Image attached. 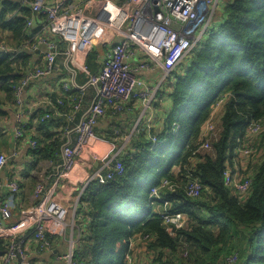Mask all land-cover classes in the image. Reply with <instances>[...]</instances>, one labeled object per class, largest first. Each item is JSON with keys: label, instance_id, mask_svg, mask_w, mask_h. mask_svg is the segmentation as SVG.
Returning <instances> with one entry per match:
<instances>
[{"label": "trees", "instance_id": "obj_1", "mask_svg": "<svg viewBox=\"0 0 264 264\" xmlns=\"http://www.w3.org/2000/svg\"><path fill=\"white\" fill-rule=\"evenodd\" d=\"M32 1L21 5L0 0L1 39L6 35L10 47L27 41ZM220 19L221 25L213 24L202 43L167 77L172 108L164 131L150 138L148 129L139 130L120 160L113 162L120 164L122 173L85 187L74 218L80 234L74 249L78 264H129L130 242L135 238L144 240L151 264H264V0H225ZM105 42L104 36L98 39L83 62L75 63L79 85L87 80L82 64L94 75ZM30 59L26 51L14 60L0 54V123L14 112L15 89ZM89 91L93 97L86 89L83 105ZM159 92L160 88L157 96ZM61 94L59 99L53 97L52 112H37L32 118L39 133L35 140L26 135L28 121L23 127L24 137L37 143L30 153L41 160L56 159L57 167L62 164L61 136L69 128L61 129L59 136L55 129L60 122L54 113L69 121L72 104L80 96L75 91ZM221 101L218 137L210 141V151H201L203 128ZM79 117L80 113L75 115L74 126ZM254 123L262 124V129L251 142L248 130ZM8 140L0 128V145ZM248 145L261 154V162L250 177L249 193L242 197L224 185L223 175L235 169L239 151ZM174 166L178 172L171 175ZM163 180L170 181L174 190H161L154 197L152 188ZM193 182L201 186L197 199L187 196ZM162 206L166 210L160 214L157 208ZM164 214L181 215L183 225L171 226L169 232ZM7 245L0 240V264Z\"/></svg>", "mask_w": 264, "mask_h": 264}, {"label": "built area", "instance_id": "obj_2", "mask_svg": "<svg viewBox=\"0 0 264 264\" xmlns=\"http://www.w3.org/2000/svg\"><path fill=\"white\" fill-rule=\"evenodd\" d=\"M17 4H26L27 0H13ZM221 0H126L117 5L109 0H101L100 4L91 1L88 5L95 11L90 16L83 9L72 11L63 10L58 5L49 6L45 0L31 2V16L26 22L27 41L23 45L10 47L0 41V54L14 60L20 52H36L43 47L45 52L41 61L28 64L22 79L15 89L14 128L11 134L12 143L15 140L27 139L30 148L34 149L37 143L24 137L25 116L23 113V94L26 88L41 80L48 79L60 62L66 76L60 79L63 93L72 91L80 96L74 100L69 119L73 121L75 115L80 113L78 122L73 128L63 133L64 140L60 147L62 164L55 173V183L46 185L37 184L33 191L35 204L21 213L18 223L12 226L4 224V219L10 215L14 201L19 194L17 181L10 179L6 174L7 157L0 155V194L4 192L6 199L0 201V240L8 242L1 264H27L28 255L25 246L30 240L35 242L38 252L49 251L50 241L47 235V223H56L61 226L60 236L67 243V250L60 256L64 264H78L74 261V249L79 240V232L75 226V208L68 209L56 199V186L61 178L68 174L76 160L83 156H93L89 147L95 137V126L102 118L106 109L123 110L128 102L141 104L140 116L143 117L151 109L156 100L161 84L172 71L182 62L207 36L210 21L218 9ZM15 14L9 17L12 19ZM44 17L51 25L60 30V49L58 43L38 33L30 35L34 19ZM40 29V27H37ZM116 37L117 43L111 46L101 59L98 73L88 74V68L82 64L81 72L87 75L86 83L77 82L78 69L74 66L77 61L83 62L85 56L91 51L97 40L103 35ZM139 51L146 61L131 66L128 58ZM157 68L162 72L160 80L153 86L146 84L137 74ZM86 89H91L93 97L89 106L83 108L82 95ZM58 104L62 105L59 100ZM222 101L217 105L221 106ZM49 118V116H45ZM44 118V119H45ZM43 120V119H42ZM203 128V143L199 146L201 151H210V141L217 139L219 131L213 119ZM262 124L254 123L248 130L249 140L258 139ZM155 142V139H153ZM253 146L244 147L239 153L250 158ZM105 171V175H104ZM122 173L119 163L113 165V160L106 166L97 170L88 181H97L103 184L112 178L113 174ZM223 183L233 188L238 195L244 197L249 193L252 184L250 177L236 179L230 170L225 171ZM175 186L168 180H163L159 187L152 188L151 195L158 197L159 191H173ZM201 186L193 182L187 188V196L197 199L200 196ZM164 225L171 232V226L181 227L184 223L181 215H162ZM131 258V257H130ZM128 258L129 264L131 259ZM34 264H43L35 262Z\"/></svg>", "mask_w": 264, "mask_h": 264}, {"label": "crops", "instance_id": "obj_3", "mask_svg": "<svg viewBox=\"0 0 264 264\" xmlns=\"http://www.w3.org/2000/svg\"><path fill=\"white\" fill-rule=\"evenodd\" d=\"M91 1L95 4H100L101 2V0H45V4L49 6L58 5L66 11L83 9L90 16H94V9L89 8L90 6L88 5ZM109 1L121 5L126 0ZM221 3L224 4L225 0L224 2L221 0ZM33 24L36 30H31L30 35L38 33L40 37H45L58 44L60 43V30L51 25L44 17L37 16ZM37 27H40V29ZM0 37H3L1 33ZM4 37L7 36L5 35ZM104 38L106 42L101 50L102 53L105 54L111 46L117 43L118 39L107 34ZM59 46L60 49L63 48L61 43ZM44 52L45 49L43 47H39L36 52L27 51L28 55L31 56L29 64H34L36 61L40 62L42 58L40 55ZM144 61L146 60L139 51H136L134 56L128 58V62L131 66L134 65L133 67ZM100 67L101 60L98 62V69L95 74L98 73ZM161 75L162 72L157 68H153L150 71L138 72L137 74L140 79L151 86H154L160 80ZM65 76V69L59 62L51 77L28 86L24 91L22 97L24 102L23 113L26 122H29L26 135H31L33 139L39 136L34 125V119L32 118H35L37 112H52L55 107L52 101L53 97H55V99L62 97L60 79L65 78ZM165 81L160 86L159 93L161 94L157 96L152 109L143 117L140 116L141 104L137 101L128 102L127 106L121 111H115L112 107L106 109L105 115L99 119L95 126V137L89 144L93 156L83 155L79 157L76 160L74 169L61 178L56 186V199L61 205L66 206L68 209L75 208L76 206L77 209L78 200L85 187L88 185V181L91 179L92 175L97 170L103 169L110 161L113 160V162H116L120 160L131 140L137 136L139 130L143 129L146 131V129H148L150 132L146 131V133L148 135L150 134V138H152L154 134L157 135L164 131L168 112L172 108L171 99L168 97L170 88ZM91 96L92 93L89 91L83 105L84 109L89 106L92 99ZM223 111L224 108L222 105L215 108L212 114V119H215V123L219 121ZM54 114L56 115L54 116L56 121L60 122V125L57 124L58 128L55 129L57 133H60L59 136L62 134L61 129L65 127L72 128L74 126L72 123L74 121L70 119L68 121L67 118H63L64 121H61L62 119L57 116V113ZM64 124H66V126H64ZM0 128L3 129L4 138L8 140L14 128V112L10 113L7 119L5 118L1 121ZM173 132H175L174 129ZM11 139L12 138H10V142L8 140V144L0 145V153L7 157L6 174L11 179L17 181L19 185V194L14 201L13 208L10 209V215L4 219V224L7 226L18 223L21 213L34 206L35 201H33L32 198L35 182L43 179L46 185L54 184L56 182L54 172L55 170L57 171L58 168L56 166V159L55 161L41 160L37 156L32 155L27 139L15 140L13 143ZM61 139V141L64 140L63 134ZM238 154L235 171L230 170L234 178L244 179L253 176L259 162H261V154L258 152L257 157H252L248 162L241 160L248 158H245L240 153ZM177 172L178 166H174L171 169V175H175ZM6 197V194L2 192L0 194V201H4ZM157 209L159 213L162 214L166 210V207L162 206V208L158 207ZM46 227L51 246L50 250L38 252L35 242L30 240L25 246L28 255L27 264H34L35 262H41L43 264H64L60 260V256L66 252L67 243L60 236L62 228L56 223H47ZM130 249L131 264H133V260L134 262L136 261V264H151L152 255L146 249L143 239H133L132 242H130ZM135 255L140 258L139 261Z\"/></svg>", "mask_w": 264, "mask_h": 264}, {"label": "rangeland", "instance_id": "obj_4", "mask_svg": "<svg viewBox=\"0 0 264 264\" xmlns=\"http://www.w3.org/2000/svg\"><path fill=\"white\" fill-rule=\"evenodd\" d=\"M222 9H223V4H221L220 6H219V8L216 10V12L214 13V15H213V17H212V19H211V21H210V27H209V29L211 28V26L213 25V24H215V27H219L220 25H221V19H220V12L222 11ZM2 37H0V39H1ZM3 42H4V44H6V45H9V46H12L8 41H7V38L5 37L4 38V40L3 39H1ZM228 102V101H227ZM224 103V101L222 102V104ZM214 121H215V119H214ZM210 122V121H209ZM216 124V127L218 128V125H217V123H215ZM205 128V127H204ZM253 153L254 154H252V156L249 158V159H251L252 157H257V151L255 152V151H253ZM249 159H241V160H243V161H245V162H248V160ZM44 180L43 179H40L38 182H35V184H34V188L37 186V184H39V183H41V182H43ZM32 200L33 201H35L34 200V198H32ZM237 245V244H236ZM235 247H238V248H240L238 245L237 246H235ZM240 249H244L242 252H241V254L242 253H244L245 252V249H246V247H245V243H244V246H243V248H240ZM135 257L137 258V260L139 261L140 260V258L137 256V255H135ZM233 260H234V258H233ZM133 264H136V261L134 262V260H133Z\"/></svg>", "mask_w": 264, "mask_h": 264}, {"label": "water", "instance_id": "obj_5", "mask_svg": "<svg viewBox=\"0 0 264 264\" xmlns=\"http://www.w3.org/2000/svg\"><path fill=\"white\" fill-rule=\"evenodd\" d=\"M233 95V94H232ZM232 100L229 99L228 102H227V105L231 104Z\"/></svg>", "mask_w": 264, "mask_h": 264}]
</instances>
